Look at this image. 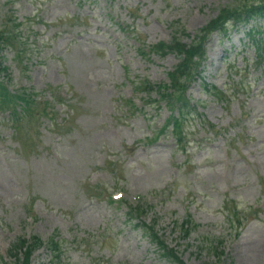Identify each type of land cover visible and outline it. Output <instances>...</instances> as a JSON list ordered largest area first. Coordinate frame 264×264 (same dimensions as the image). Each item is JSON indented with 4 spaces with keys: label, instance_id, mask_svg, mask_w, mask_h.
<instances>
[{
    "label": "rangeland",
    "instance_id": "1",
    "mask_svg": "<svg viewBox=\"0 0 264 264\" xmlns=\"http://www.w3.org/2000/svg\"><path fill=\"white\" fill-rule=\"evenodd\" d=\"M230 1L0 0V18L34 17L30 29L38 32L26 67L13 68L9 61V87L41 92L46 85H61V95L53 99L64 101L54 117L58 122L68 115L73 123L71 131L69 124L57 131L44 118L37 134L12 137L9 113L0 114L3 261L12 262L7 251L18 236L46 240L57 231L65 240L64 264H174L126 221L125 213L140 197L152 207L145 222L156 220L159 234L178 248L185 263H214L211 253L195 246L200 236H216L223 240L222 261L264 264V214L234 238L222 207L228 198L264 210V63L255 67L253 50L244 45L247 37L235 29L228 38L214 34L208 41L203 75L227 97L192 86L188 93L197 113L182 130L189 141L184 150L168 132L152 144L143 142L169 113L134 88L142 80L168 84L166 73L178 62L173 54L142 57L136 37L147 45L168 42L171 22L193 32ZM4 53L7 60L12 57ZM128 99L139 109L133 115L135 109L123 102ZM27 123L36 129L35 121ZM25 138L33 143L26 151ZM87 183L99 186L98 198L87 194ZM108 194L126 203H109ZM29 200L36 220L26 213ZM186 215L199 227L182 240L174 221ZM50 259L45 248L33 256L35 264Z\"/></svg>",
    "mask_w": 264,
    "mask_h": 264
},
{
    "label": "trees",
    "instance_id": "2",
    "mask_svg": "<svg viewBox=\"0 0 264 264\" xmlns=\"http://www.w3.org/2000/svg\"><path fill=\"white\" fill-rule=\"evenodd\" d=\"M264 18V0H252L243 2L238 5L229 6L221 9L219 16L213 20V22L208 24L205 30H202V34L198 37V42L190 49H184V45L178 41H174L171 48L175 49L178 55H182V60L176 65L175 69L169 73V77L173 84H186L192 79V75L195 71L196 65L199 64L200 59L203 56L202 42L207 34L211 33L216 29H223L225 22L232 21L233 23L238 22H248L252 18ZM0 42L8 43L6 36V29L4 27L0 28ZM158 87V91L160 90ZM170 96V95H169ZM9 98L5 95L4 98ZM138 214H142V211ZM234 220L236 225H240L241 220L238 218L237 214H234ZM187 222V221H186ZM153 240L157 242L159 248L162 250L161 254L165 257L172 258V250H169L159 238H155V234H151ZM215 245L211 248L215 255L220 256L222 251H217L218 247L221 246V241L214 240ZM41 244L38 238H32L31 241L25 239H18L11 245V254L15 259L14 264H26L28 262V256L30 252L37 246ZM26 248L23 254L22 261L18 257L17 252L22 251L21 249ZM177 259L176 256L173 255ZM6 264V263H4ZM216 264V263H215Z\"/></svg>",
    "mask_w": 264,
    "mask_h": 264
}]
</instances>
